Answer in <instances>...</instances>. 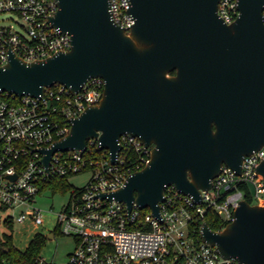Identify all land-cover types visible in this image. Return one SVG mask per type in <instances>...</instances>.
<instances>
[{"label": "water", "instance_id": "1", "mask_svg": "<svg viewBox=\"0 0 264 264\" xmlns=\"http://www.w3.org/2000/svg\"><path fill=\"white\" fill-rule=\"evenodd\" d=\"M220 1L130 0L135 24L127 33L110 0H57L49 22L71 36V50L37 62L10 52L0 95L39 97L58 84L78 93L93 78L105 88L69 135L39 150L44 166L58 150H86L92 138L116 163L120 137L132 134L153 146L149 164L99 197L129 211L150 208L157 218L167 186L198 201L224 165L241 174L244 158L264 148V0H238L230 25L218 14ZM257 173L264 177V161ZM201 236L224 260L264 264V205L244 200L223 231L206 223Z\"/></svg>", "mask_w": 264, "mask_h": 264}, {"label": "built area", "instance_id": "2", "mask_svg": "<svg viewBox=\"0 0 264 264\" xmlns=\"http://www.w3.org/2000/svg\"><path fill=\"white\" fill-rule=\"evenodd\" d=\"M130 7V0H110L114 22L127 33L135 24ZM58 10L57 0H0V15L9 13L22 22L16 30L0 19V68L8 63L10 52L37 62L70 51L71 36L49 22ZM218 14L233 24L240 15L238 0H221ZM104 88L102 78H93L78 93L58 84L39 97L4 93L11 99L0 98V208L6 209L0 211V216L6 214L2 223L44 226L41 210L34 207L44 187L55 179L69 181L88 173V183L71 186L68 201L57 213L58 230L76 245L66 264H239L224 260L216 246L205 243L202 228L208 213L225 225L214 230L221 232L235 220L242 201L264 205V177L257 173L264 148L244 158L241 174L224 165L198 201L174 184L167 186L160 218L150 208L134 204L129 211L125 203L99 197L118 191L129 176L149 164L153 146L147 148L132 134L120 137L116 163L110 151L99 150V138H92L86 150H58L44 166L39 150L69 135L72 120L98 105ZM35 264L55 263L40 256Z\"/></svg>", "mask_w": 264, "mask_h": 264}, {"label": "rangeland", "instance_id": "3", "mask_svg": "<svg viewBox=\"0 0 264 264\" xmlns=\"http://www.w3.org/2000/svg\"><path fill=\"white\" fill-rule=\"evenodd\" d=\"M0 19L4 20L3 25H12L19 30V24H22L20 18L12 14H1ZM90 179L88 173L73 176L69 184L74 187H84ZM69 199V191L65 193H52L50 189L44 190L36 198L34 207L40 209L45 221L44 226L35 227L32 222L27 221L24 224H14L12 227L4 225L2 220L6 214L0 216V237L10 235L13 237L14 245L21 251H25L36 235L42 234L47 237L46 245L41 252V256L48 263L66 264L69 261V255L75 250V241L69 236L61 234L57 228V213ZM54 234L51 239L48 236Z\"/></svg>", "mask_w": 264, "mask_h": 264}, {"label": "trees", "instance_id": "4", "mask_svg": "<svg viewBox=\"0 0 264 264\" xmlns=\"http://www.w3.org/2000/svg\"><path fill=\"white\" fill-rule=\"evenodd\" d=\"M175 72L173 73V75ZM2 99H11L6 94L0 96ZM71 185L67 178L55 179L47 184L44 189H50L53 194L57 192L65 193L69 191ZM250 200V199H249ZM251 201V200H250ZM5 208H0V211H5ZM205 221L212 230H220L225 225L219 222L217 216L214 213H208L205 217ZM4 225L12 227L11 223L5 222ZM47 237L42 234H38L31 241L28 248L25 251L19 250L13 241V237L10 235H4L0 237V264H35L37 259L41 256V252L46 245Z\"/></svg>", "mask_w": 264, "mask_h": 264}, {"label": "crops", "instance_id": "5", "mask_svg": "<svg viewBox=\"0 0 264 264\" xmlns=\"http://www.w3.org/2000/svg\"><path fill=\"white\" fill-rule=\"evenodd\" d=\"M55 236V235H54Z\"/></svg>", "mask_w": 264, "mask_h": 264}]
</instances>
